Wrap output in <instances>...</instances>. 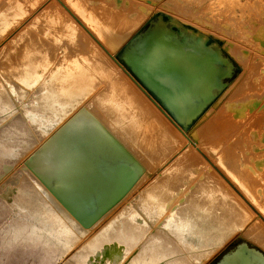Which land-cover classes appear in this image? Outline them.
<instances>
[{
    "label": "bare ground",
    "instance_id": "1",
    "mask_svg": "<svg viewBox=\"0 0 264 264\" xmlns=\"http://www.w3.org/2000/svg\"><path fill=\"white\" fill-rule=\"evenodd\" d=\"M64 1L67 5L52 1L40 11L57 10L67 18L61 3L73 17L78 12L79 27L69 29L72 39L88 25L179 124L191 123L195 131L203 120L205 145L221 169L227 173L235 154H254L242 166L260 187L255 195L244 196L264 216V49L250 58L245 48L241 51L250 69L230 91L241 81L237 87L245 91H237L245 96L232 98L234 108L228 101L211 116L229 79L241 69L226 53L225 40L217 42L227 62L199 49L202 42L192 35H178L150 1ZM216 2L222 26L239 40L264 45V32L257 31L264 28V0ZM112 6L120 8L108 10ZM5 9L0 7V22L6 20ZM31 27L22 33L33 42L25 61L13 71L4 66V80L0 76V180L6 170V175L13 172L10 186L5 187L9 179L0 181V264H55L66 254L71 255L66 264H264V221L247 205L249 213L244 212L240 195L237 204L221 196L212 177L201 171L178 173L179 166L194 159L192 145L184 144L185 135L165 113L183 136L180 144L152 123L148 105L154 111L158 106L142 87L128 73L118 78L113 59L98 48L90 50L84 36L80 45L51 44L47 38L64 33V24L57 22L45 32ZM97 87L98 93L78 108ZM238 116L237 122L247 117L244 124L251 127L244 128L245 135L241 131L242 139L236 137L243 125H234ZM31 149L22 174L15 177L16 162ZM238 232L246 240L216 256Z\"/></svg>",
    "mask_w": 264,
    "mask_h": 264
},
{
    "label": "rangeland",
    "instance_id": "2",
    "mask_svg": "<svg viewBox=\"0 0 264 264\" xmlns=\"http://www.w3.org/2000/svg\"><path fill=\"white\" fill-rule=\"evenodd\" d=\"M4 1L11 3L13 5V8H9L8 6H6ZM4 1L0 0V7H3L4 9L6 8L5 11L7 12L6 13V20L3 22H0V76L3 78V80H4V76L6 75V72L3 70V67L4 66L10 67V68H12V71H13L14 68L18 64H21V62L25 61L24 58L29 54V48L31 47L30 45L33 44V42L27 36L22 37V33L24 32L25 28H28L31 25L32 27L35 28L34 30L40 29L41 32H45L46 28H51V31H53L52 28L55 27L57 22L59 23V25L64 24L65 32L61 33V34H54L53 36H55V37L50 36L49 38H47L48 41H50L51 44H59V45L65 44L68 47V45H71V44H74V45L83 44L84 43V37H86L85 40L89 42L90 50L91 49L94 50V49L98 48L102 52H104V54L106 55V58L110 56L108 59L109 61L113 59L112 61L116 65L118 64L117 65L118 67L116 65H114V67L116 69L120 68L117 71L114 69L115 74L118 78H123L125 76V74L128 73V75H130V77L136 82V84L141 86L142 89L144 90V92H146L148 94L150 99L157 104L158 107H156L154 105H153V107L154 108L156 107V111L157 112L159 111L158 113L151 108L152 106L148 105V107L150 108L148 110V112L150 113V116L152 118V123L156 124L158 127L163 129L164 132L169 134L170 137H172L174 144H176V145L180 144L181 139H183V136L181 137L182 134L180 133L181 134L180 135L173 128L171 122L165 120V117L163 115V113H165L170 118V120L175 124L171 114L168 113L165 109H163V107L161 106L159 101L154 96H152L140 83H138L135 80V78H133L131 76V74L124 67V65L121 64V62H119V60L116 57V54H114V52H112L113 50L110 49L111 47L105 46L104 42L97 38L98 35L95 33V31L91 27H89L88 25H87L88 27L86 26L87 28L85 26H83L84 28H82V30H81L82 35L79 33V34H77V36H75L74 39L71 38L72 36H70L71 35L70 33L72 31L69 29L73 30V28H77V26L79 27L78 22H79V19L81 20V17L78 15L79 13L76 11H74L76 18L73 17L72 14H70L69 12L67 13L62 6L63 4H64V6L67 5V4H65L64 0H60L63 3L62 5L60 3V7L63 10V12L65 13V15L67 16V18L65 16H59V11H57V10L54 11L53 13H51V11H49V13H43L42 14L43 10L50 3H52V1L55 2L57 0H51V2H50V0H46V1L45 0H4ZM48 1H49V3H48ZM70 1H72V0H70ZM90 1L91 2L95 1L93 3L98 2V0H90ZM140 1H143V2L150 1L149 4L152 7H156L153 9L154 12H160V13L165 14L169 17V20H167V23H171L173 26L177 27V29H175V32L178 35L182 36V33L184 36L185 35L186 36L192 35L194 37V40H199L202 42V44L198 46L199 49H200V47H202L201 49H203V50L207 49V50L211 51V53H214V54L218 55L219 57H221L222 59H224V61H226V58L223 56V54L221 52V47H220L219 43L217 42V39H221L223 41L225 40V47L226 48H224V49H225L226 53L229 56H231V58L234 60V62H236L240 66L241 69L239 70V72L235 71L233 76L229 79L228 87L225 90L228 93V95H227V93H225L221 96L222 99H220L218 102L219 105L217 106V111L213 110V112L211 113V116L216 114L219 111V109L221 108V106H223V104L227 103L228 101H231L229 104L231 105L232 108H234L235 106L232 104V100L234 98L241 100V97H244L245 94L242 91V90H244V89H242V86L237 87V86H239L238 84H240L241 81H239L237 86L234 87V90L231 89V91H230V88H231V86H233L235 81H237L238 79L241 80L244 77V73H246V70L250 69V68H248L250 66V65L248 66V64H250V63L246 64V63H243L241 61V55H240L241 51L245 48L244 49L246 51L245 57L247 55L248 56L247 58H250L251 54L254 53L253 56H255L257 54V52L260 53V51H258L256 49H258V48H259V50H261V48L264 49L262 47L264 45L263 44L261 45L260 42L259 43L261 46L258 43L253 44V42L248 41L251 45L252 44L254 45V46L253 45L249 46V43L247 41L239 40V37H237L238 35L235 36L234 33H232L233 31L230 29V27L225 25L229 28L228 29L225 26H222V25H224V22L223 23L221 22L222 17H220L219 14H222L223 12L222 11L219 12V7L217 5L216 0H205V1L204 0H140ZM102 2L108 3V2H111V0H109V1L103 0ZM14 4H16V5H14ZM30 4H33V6ZM23 5H25V6H23ZM36 5H38V6H36ZM33 7H35V8H33ZM110 7L108 8V10H111V11H112V9L115 10L116 8L117 9L120 8L117 6H114V8H113V6H112V8H110ZM40 9L42 12L40 11ZM172 9L174 11H170ZM164 11H167V12H164ZM24 13H26V14H24ZM174 13H175V15H174ZM62 17H64L63 20H61ZM68 18L71 19L76 25H72V24L68 23V21H67ZM35 19H37V20L33 23V21ZM23 21H25V23ZM82 22H83V20H82ZM197 25H198V27L196 28L195 26H197ZM72 26H74V27L72 28ZM200 31H203V32H200ZM257 31L264 32V28H263V31L259 30V29H257ZM257 31H255V32L257 33ZM211 33L213 35H211ZM61 38H64L65 40L64 39L61 40ZM209 38L212 39V43L210 45H208V39ZM236 40H237V42H235ZM240 43H241V45H239ZM235 44H237V45H235ZM256 44H258L259 47H256L255 46ZM206 45H207V47H206ZM243 45H245V47ZM253 47H255V49H253ZM230 49L233 52L229 51ZM203 50H201V51H203ZM262 51L264 52V50H262ZM261 55H263L261 57L264 59V54L261 53ZM251 60L253 61L254 59H251ZM258 60H260V59H258ZM259 62H260V64L262 63V61H257V64H259ZM260 64H259V66H260ZM226 75H227V73H225L223 76H221V80H223ZM255 77L260 78L258 75H256ZM4 83H5L6 87L8 88V90L11 91V87L8 85L7 81H5ZM102 85L103 84H101V86ZM239 88H241L242 90L240 89L239 91H237ZM98 91H99V87H97L95 90H93L90 93V95L88 94L83 100L84 103L82 101L78 105L79 107L78 106L77 107L80 108L81 106H84L90 100V98L92 99L95 96V94L98 93ZM234 91L235 92L237 91L236 93H238V97H236L237 95L236 96L234 95L235 94ZM231 92L233 93V95L235 97L232 95ZM88 96H90V97L88 98ZM7 97H11V96L8 95ZM8 99L10 100L11 106L13 104L12 107L13 108L16 107L15 101L12 100V98H8ZM87 99H89V100H87ZM150 99H148V100L150 101ZM85 100H86V103H85ZM160 112H161V114H160ZM222 117H223V115H222ZM239 117L240 116L234 118L235 119L234 122H236V123H234V125L235 124L238 125L240 123L243 124V125H241L242 127H241L239 134L236 135V137L238 135L239 136L241 135L240 139H242V137H244V135L247 131V130L245 131L246 127L248 130H250L251 127L249 129L250 125L248 123H246V126H245V124H244V122H247V117L244 118L246 120L240 119L241 122L238 121L239 122L238 123L237 119L239 120ZM241 117H242V114H241ZM232 124L229 125V127L233 126ZM58 125L56 127H58ZM192 127L193 126H191L187 130L179 127L180 130L182 131L183 135H185V137H186V140L183 139L184 144L188 145V143H189L190 145H192L190 148L193 150V152H194L193 154L195 156H193L194 159L192 160L191 164L179 166L177 169L178 173L181 171L186 176V175H190L189 173L201 171L200 173L205 174L206 176L212 177V179L217 182V185H220L219 190H220L221 196H225L226 198H228V201H230V202L232 201L233 203H236L239 201L238 196L240 195L246 203V204H244L245 208L247 205L249 209H251L252 211L255 212L256 216H258L259 219L264 221V216L261 215V213L259 212L257 207L251 201H249L247 198H245V196H244V195H246V196L255 195L256 188L260 187V186H258L259 179L257 177L255 179L254 174L252 176H250V174L252 172L247 167L242 166L243 163L249 164L250 163V157L254 158V154H235V156L233 157L234 162L232 164H229L228 166L226 164V167H227V173H226L223 169H221L219 167L218 161H217L219 159L216 158L215 155L211 154L208 147L205 145V135H204V132L206 129L205 122L202 120L197 125L198 130H195V131L192 130L191 131ZM55 128H53L51 130V132L47 133L40 140L41 141L44 140L47 136H49L52 133V131H54ZM241 131L244 135L241 134ZM236 137H235V139H236ZM37 143L38 142H36V144ZM233 143H235V142H233ZM38 144H37V146H38ZM184 144L180 147L179 151H181V152L179 154H182V152H183L182 147L185 146ZM190 145H188V146H190ZM237 147H239L238 144H237ZM33 149L29 150L25 155H23V157H21L16 162L15 167L17 170H16V172H14L15 177L22 174V172H23V162L22 161L25 159L27 154H29ZM237 149H239V148H237ZM236 152H238V151H236ZM256 153H258V152H256ZM170 155H171V157H174L175 153L170 154ZM169 164H170V161L166 162L165 166L158 168L157 172L155 173V176L160 171H162L166 166H168ZM1 171H2V173H4L3 170H1ZM7 171L8 170H6V172L3 174V176L5 175V177L2 178L3 180L2 179L0 180L2 183L4 181L6 182L9 179L6 182L5 187L10 186L11 181H12V180H10V178H11L13 172H11V174L6 175ZM213 175H214V177H213ZM217 177L221 180L220 183L216 180ZM227 183L230 184L232 189L229 186V184H227ZM244 212L249 213V210L246 208V209H244ZM259 219H257L254 223L259 222L260 221ZM245 240L246 239L243 236V232H238L231 240H229V242L225 245V247L222 248L216 254V256L220 255L222 252L227 250V248H229L231 245L241 244ZM250 243H252L254 246H257L255 243L251 242V240H250ZM70 256H71L70 254L64 255L55 264H66V262L69 260Z\"/></svg>",
    "mask_w": 264,
    "mask_h": 264
},
{
    "label": "water",
    "instance_id": "3",
    "mask_svg": "<svg viewBox=\"0 0 264 264\" xmlns=\"http://www.w3.org/2000/svg\"><path fill=\"white\" fill-rule=\"evenodd\" d=\"M117 57V56H116ZM118 59V58H117ZM120 62V61H119ZM122 64V63H121ZM125 67V66H124ZM126 68V67H125ZM127 69V68H126ZM128 70V69H127ZM128 72H129V70H128ZM131 74V73H130ZM133 77V76H132ZM134 78V77H133ZM136 80V79H135ZM137 81V80H136ZM138 83H139V81H137ZM141 84V83H140ZM142 85V84H141ZM152 96H154L158 101H159V103L161 104V106L163 107V109H165L168 113H170L171 114V116H172V118H173V121L175 122V124L178 126V127H180V128H184L185 130H187V129H189L191 126H192V124L191 123H189V124H187L186 126H183V125H181V124H179L177 121H176V119H175V115H174V113L172 112V111H170V110H168L167 108H165L163 105H162V99L159 97V96H157L156 94H154L152 91H150L148 88H146L144 85H142Z\"/></svg>",
    "mask_w": 264,
    "mask_h": 264
}]
</instances>
